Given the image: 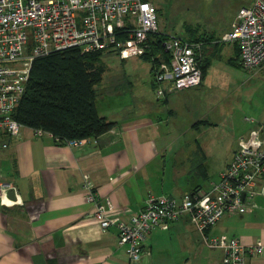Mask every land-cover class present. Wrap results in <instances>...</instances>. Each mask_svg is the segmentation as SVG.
Instances as JSON below:
<instances>
[{"label":"crops","instance_id":"1","mask_svg":"<svg viewBox=\"0 0 264 264\" xmlns=\"http://www.w3.org/2000/svg\"><path fill=\"white\" fill-rule=\"evenodd\" d=\"M235 15L231 11L224 22L200 33L223 37ZM224 52L233 55L231 49ZM204 81L166 97H158L156 84L133 99L126 97L130 89L103 95L97 101V107L99 101L105 106L100 115L116 126L97 144H58L49 135L35 137L29 128H23L18 138L7 137L8 148L0 151V178L14 182L16 191L13 197L9 192L13 203L0 199V264H221L223 251L204 244L190 215L167 230L151 232L144 242V257L130 261L128 247L119 244L118 228L104 230L95 218L84 184L89 175L99 197L114 205L112 215L125 221L140 213L150 196L181 200L186 193L211 188L232 161L240 140H249L256 127L264 130V113L224 160L211 152L209 142L195 157L196 146L186 143L202 141L217 124L214 120L200 130L193 126L213 112L205 102L197 107L200 99H193ZM263 188L264 176L257 191ZM253 200L255 206L225 215L206 233L236 237L245 245L264 244V193ZM248 264H264V251L249 257Z\"/></svg>","mask_w":264,"mask_h":264},{"label":"built area","instance_id":"2","mask_svg":"<svg viewBox=\"0 0 264 264\" xmlns=\"http://www.w3.org/2000/svg\"><path fill=\"white\" fill-rule=\"evenodd\" d=\"M157 7L149 0H0V151L8 148L5 139L18 138L22 126L13 114L26 91L35 60L69 48L83 52L113 51L121 60L139 57L150 48L149 36L159 32ZM240 47V61L247 70L264 65V0L242 7L223 37ZM202 42H190L169 35L165 42L170 61L154 70L156 94L197 87L202 82L198 51ZM255 123L254 121H251ZM264 132L256 127L240 147L228 167L211 188L186 193L181 200L163 195L150 196L143 210L129 221L114 217V205L101 199L85 176L87 200L94 204V216L104 230L118 228L119 244L128 247L130 261L144 257V242L156 229L167 230L184 215L192 217L204 244L224 253L221 264H248V258L262 254V241L245 245L226 234L206 232L227 214L245 212L255 206L258 180L264 176ZM35 137L51 136L33 129ZM97 144L98 138L66 140L63 144L83 147ZM15 183L0 178V199L13 203L9 192ZM244 194V196H243Z\"/></svg>","mask_w":264,"mask_h":264},{"label":"rangeland","instance_id":"3","mask_svg":"<svg viewBox=\"0 0 264 264\" xmlns=\"http://www.w3.org/2000/svg\"><path fill=\"white\" fill-rule=\"evenodd\" d=\"M152 1L159 10V31L169 35L182 36L179 33L188 34L189 27L198 32V30L224 22L233 10L236 19L239 13L236 12L237 9L249 0ZM205 34L206 32L200 33L201 36H205ZM210 35L214 36L215 40H213L215 44L211 47L212 52L215 51V54L220 52L222 57L224 55L226 58L239 56L237 46L227 48L229 42H216L217 38H219L218 41L222 39L221 36ZM224 49H231L233 55L227 54L228 50L223 54ZM206 59L202 64L207 63L211 58ZM103 60L107 72L104 75L103 88L98 87V89L105 88L104 93L113 91V89H130L131 92L126 94V97L133 99L134 95L142 89H155L151 66L140 56L122 61L112 54L106 55ZM206 75L202 79V82L205 80L202 89L194 94L193 99H200L196 105L199 108L200 104L204 106L205 103L208 108H212L213 112L209 115L208 125L213 124L214 120L217 121V124L208 130L202 141L199 140V144L205 145L209 142L212 147L211 152L224 160L228 157L229 151L236 144L237 139L248 133L249 129L254 126L251 121L263 120L264 65L254 70H247L220 59L208 66ZM103 108L105 106L99 101V112L102 113ZM192 144L186 143V146L189 147Z\"/></svg>","mask_w":264,"mask_h":264},{"label":"trees","instance_id":"4","mask_svg":"<svg viewBox=\"0 0 264 264\" xmlns=\"http://www.w3.org/2000/svg\"><path fill=\"white\" fill-rule=\"evenodd\" d=\"M151 1L153 4L154 2ZM254 0H249L242 7L250 6ZM155 5V4H154ZM156 6V5H155ZM157 12H159L157 8ZM183 38L190 42H202L198 51V60L202 69V78L207 74L208 66L214 60H226L232 64L242 67L240 61V47L236 42H232L239 49V56L228 57L215 51L211 47L214 43V36H201L200 30L188 29V34H182ZM169 34L157 32L149 36V51L140 56L151 66V74L154 78V70L162 62L170 61V54L166 51L165 42L168 41ZM222 38V36L220 37ZM216 42H226L222 39ZM214 40V41H213ZM230 43V42H229ZM222 46V44H221ZM117 55L113 51L83 52L80 48H69L50 54L49 56L35 60L26 91L20 100L13 118L19 122L23 128L42 129L54 135V140L58 144H63L66 140L99 138L111 131L116 123L107 117L100 115L97 101L103 95H111L116 89L104 93V75L107 67L104 63L106 55ZM210 55L211 59L205 64L203 60ZM207 60V59H206ZM124 61V60H122ZM245 69V68H244ZM155 78L153 79V83ZM208 119H203L195 123L194 129L200 130L207 126ZM22 128V129H23ZM191 146H196L197 151L193 153L196 157L201 149L199 140L196 139ZM195 157H190L195 161ZM207 176V173H204Z\"/></svg>","mask_w":264,"mask_h":264},{"label":"water","instance_id":"5","mask_svg":"<svg viewBox=\"0 0 264 264\" xmlns=\"http://www.w3.org/2000/svg\"><path fill=\"white\" fill-rule=\"evenodd\" d=\"M10 195H11L12 197L14 196V191H13V190L10 191ZM243 196H244V194H243Z\"/></svg>","mask_w":264,"mask_h":264}]
</instances>
